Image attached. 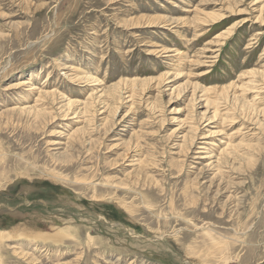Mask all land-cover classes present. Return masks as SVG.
I'll list each match as a JSON object with an SVG mask.
<instances>
[{
    "label": "rangeland",
    "instance_id": "rangeland-1",
    "mask_svg": "<svg viewBox=\"0 0 264 264\" xmlns=\"http://www.w3.org/2000/svg\"><path fill=\"white\" fill-rule=\"evenodd\" d=\"M0 264H264V0H0Z\"/></svg>",
    "mask_w": 264,
    "mask_h": 264
},
{
    "label": "bare ground",
    "instance_id": "bare-ground-1",
    "mask_svg": "<svg viewBox=\"0 0 264 264\" xmlns=\"http://www.w3.org/2000/svg\"><path fill=\"white\" fill-rule=\"evenodd\" d=\"M223 90V89H222ZM52 92H45V96H49V95H54V93L53 94H51ZM67 100V101H66ZM64 101H66V103H65V106L67 105V108L69 107V109L71 110L73 107H74V105H78L79 104V102L77 103V101H74V100H70V97L68 98V97H66V99L64 100ZM84 103V102H83ZM63 104H64V102H63ZM71 106H73L72 108H71ZM75 108V107H74ZM73 108V109H74ZM66 109V108H65ZM68 109V110H69ZM72 109V110H73ZM81 109V108H80ZM68 110H67V113H68ZM75 111L74 112H76V109H74ZM208 110V109H207ZM70 112V111H69ZM77 113V112H76ZM208 136V135H207ZM223 246V245H222ZM218 248H220V247H216V249L215 248H213V247H211L210 249L211 250H208L206 253H205V255H207V257H209L213 252H215V251H217V249ZM220 251V250H219ZM223 251V250H222ZM212 256V255H211Z\"/></svg>",
    "mask_w": 264,
    "mask_h": 264
}]
</instances>
